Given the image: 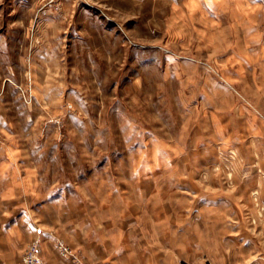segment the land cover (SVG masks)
Returning a JSON list of instances; mask_svg holds the SVG:
<instances>
[{
	"label": "rangeland",
	"instance_id": "rangeland-1",
	"mask_svg": "<svg viewBox=\"0 0 264 264\" xmlns=\"http://www.w3.org/2000/svg\"><path fill=\"white\" fill-rule=\"evenodd\" d=\"M261 49L264 0H0V171L129 212L148 264H264L251 118L219 110L264 105Z\"/></svg>",
	"mask_w": 264,
	"mask_h": 264
},
{
	"label": "crops",
	"instance_id": "crops-1",
	"mask_svg": "<svg viewBox=\"0 0 264 264\" xmlns=\"http://www.w3.org/2000/svg\"><path fill=\"white\" fill-rule=\"evenodd\" d=\"M262 52L264 49L256 55L262 56ZM250 79L258 95H264V55L253 63ZM261 104L223 103L219 110L248 113L247 116L236 114L242 120L251 118L249 126L243 127L245 136L240 149L246 160L256 161L264 169V105ZM12 171H0V264H22V254L34 238L39 240L45 264H148L144 249L130 243L124 220L129 212L114 215L112 209L99 210L97 202L89 198L43 200L37 188L29 187L21 179L13 180ZM115 217L121 219L117 229L111 222ZM56 240L68 245L75 259L59 251ZM153 261L161 264L155 255Z\"/></svg>",
	"mask_w": 264,
	"mask_h": 264
},
{
	"label": "built area",
	"instance_id": "built-area-1",
	"mask_svg": "<svg viewBox=\"0 0 264 264\" xmlns=\"http://www.w3.org/2000/svg\"><path fill=\"white\" fill-rule=\"evenodd\" d=\"M58 248L63 252L69 253V248L64 244L62 240L58 241ZM22 264H45L39 249V240L37 238L32 239L26 246V249L21 257Z\"/></svg>",
	"mask_w": 264,
	"mask_h": 264
}]
</instances>
